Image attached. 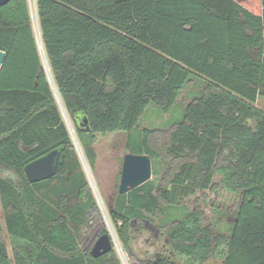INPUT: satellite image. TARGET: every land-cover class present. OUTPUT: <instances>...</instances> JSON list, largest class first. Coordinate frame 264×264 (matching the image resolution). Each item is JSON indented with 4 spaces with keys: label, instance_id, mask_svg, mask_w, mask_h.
Masks as SVG:
<instances>
[{
    "label": "trees",
    "instance_id": "1",
    "mask_svg": "<svg viewBox=\"0 0 264 264\" xmlns=\"http://www.w3.org/2000/svg\"><path fill=\"white\" fill-rule=\"evenodd\" d=\"M0 50V165L16 174H0L13 249L0 217V264H124L115 245L91 254L109 229L62 106L93 171L98 134L115 131L151 158L153 174L166 164L109 199L125 253L134 224L166 234L170 250L132 264H180L175 254L203 264L223 246V264H264V0H11L0 6ZM150 106L175 114L158 146L160 128L139 124ZM54 149L57 173L30 182L26 164ZM218 174L241 197L229 236L186 203L218 190Z\"/></svg>",
    "mask_w": 264,
    "mask_h": 264
},
{
    "label": "rangeland",
    "instance_id": "2",
    "mask_svg": "<svg viewBox=\"0 0 264 264\" xmlns=\"http://www.w3.org/2000/svg\"><path fill=\"white\" fill-rule=\"evenodd\" d=\"M41 48L43 50L42 46ZM42 52L44 56V51ZM195 90H198L197 85L182 90L177 100L179 109L185 106L192 99V92ZM257 105L264 109V97H259ZM62 114L64 121L70 129L73 142L82 154L83 168L87 174L92 191L108 226L109 233L112 234L116 241L115 249L121 256L124 264H132L145 259H154L156 255L161 254L163 251L165 252L166 250H170L165 232L158 229V227H156V223L147 221L143 226L138 224L133 225V238L131 243L132 253H125L110 222L108 216V202L111 196L118 190L124 156L127 152H129L126 149V132L115 131L98 134L97 141L95 143V148L98 153V161L96 170L93 171L79 147L75 123L63 106ZM174 115V113L158 115L157 110L155 111V107L150 106L141 117L139 124L143 127L160 128L155 132L153 139V143L158 146L164 139L163 132L168 131L170 128L167 122ZM156 164L160 172L158 174L152 173V178L161 177L166 169V164L164 162L157 161ZM0 174L16 178V174L13 171L8 170L1 165ZM216 180L219 185L218 190L199 191L196 195L186 199V203L188 206H195L198 204L204 211V222L208 225L214 226L217 231L229 236L241 197L239 193L231 190L224 184L222 175L218 174ZM6 213L7 210L4 208L2 197L0 195V217L3 226L1 236L8 246L10 257L13 258L12 244L9 232L5 226ZM227 250L228 247L223 246L209 261L203 264H223L227 255ZM175 256L180 264H197L192 262L186 256L180 254H175Z\"/></svg>",
    "mask_w": 264,
    "mask_h": 264
},
{
    "label": "water",
    "instance_id": "3",
    "mask_svg": "<svg viewBox=\"0 0 264 264\" xmlns=\"http://www.w3.org/2000/svg\"><path fill=\"white\" fill-rule=\"evenodd\" d=\"M11 0H0V6H3ZM6 52L0 50V70L2 68ZM89 120L82 117L78 120L81 127H87ZM60 157V150L54 149L49 153L29 162L25 166V173L30 182H38L51 178L57 173V163ZM82 159V154H81ZM152 178V160L146 154L127 152L124 156L121 171L118 193L126 194L134 188L145 183ZM116 241L112 234H101L91 248V254L94 258L105 255L110 252Z\"/></svg>",
    "mask_w": 264,
    "mask_h": 264
},
{
    "label": "built area",
    "instance_id": "4",
    "mask_svg": "<svg viewBox=\"0 0 264 264\" xmlns=\"http://www.w3.org/2000/svg\"><path fill=\"white\" fill-rule=\"evenodd\" d=\"M126 264H128V263H126Z\"/></svg>",
    "mask_w": 264,
    "mask_h": 264
},
{
    "label": "bare ground",
    "instance_id": "5",
    "mask_svg": "<svg viewBox=\"0 0 264 264\" xmlns=\"http://www.w3.org/2000/svg\"><path fill=\"white\" fill-rule=\"evenodd\" d=\"M42 46V45H41Z\"/></svg>",
    "mask_w": 264,
    "mask_h": 264
}]
</instances>
